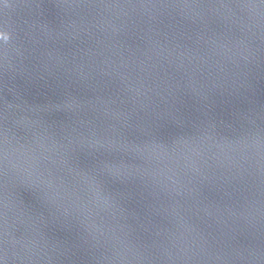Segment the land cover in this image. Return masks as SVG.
I'll list each match as a JSON object with an SVG mask.
<instances>
[{"label": "water", "instance_id": "1", "mask_svg": "<svg viewBox=\"0 0 264 264\" xmlns=\"http://www.w3.org/2000/svg\"><path fill=\"white\" fill-rule=\"evenodd\" d=\"M0 264H264V0H0Z\"/></svg>", "mask_w": 264, "mask_h": 264}]
</instances>
